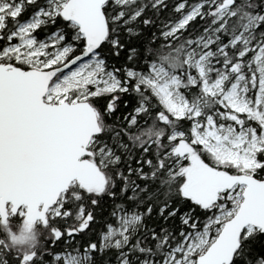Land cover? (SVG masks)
Here are the masks:
<instances>
[{"label": "snow or ice", "instance_id": "obj_1", "mask_svg": "<svg viewBox=\"0 0 264 264\" xmlns=\"http://www.w3.org/2000/svg\"><path fill=\"white\" fill-rule=\"evenodd\" d=\"M0 264H264V0H0Z\"/></svg>", "mask_w": 264, "mask_h": 264}]
</instances>
